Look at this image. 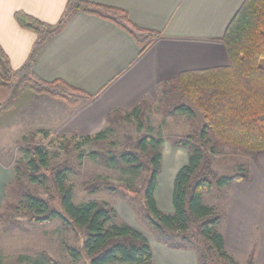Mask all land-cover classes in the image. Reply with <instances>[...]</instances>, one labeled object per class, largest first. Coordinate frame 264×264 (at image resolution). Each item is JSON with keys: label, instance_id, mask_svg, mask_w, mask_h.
<instances>
[{"label": "trees", "instance_id": "1", "mask_svg": "<svg viewBox=\"0 0 264 264\" xmlns=\"http://www.w3.org/2000/svg\"><path fill=\"white\" fill-rule=\"evenodd\" d=\"M79 10L111 17L129 28L126 22L107 13L109 7L88 0H69L65 14L55 26H48L18 11L16 19L20 25L35 31L39 39L28 61L17 69L11 66L0 45V86L9 90V97L0 103V116L11 108L26 86L37 93L65 97L56 85L60 82L90 96L64 81L40 79L34 71V63L44 44ZM143 32L145 38L138 39L143 51L162 35L158 31ZM220 40L228 53L227 65L185 70L158 87L162 100L174 99L167 111L185 113L193 118L196 114L194 105L203 116L200 127L173 141L175 146L188 150L187 162L174 179L173 212L161 210L156 199L164 141L161 136L151 134V127L147 124L146 115L151 107L148 98H142L131 110H112L106 117L105 127L95 134L77 139H58L62 150H68L72 143L81 150L77 156L79 164L85 157V146L101 144V149H92L88 153L89 157L133 177L145 172L141 187L131 184L124 188L130 194H139L144 215L159 233L162 242L174 249H192L199 264H239L226 250L225 238L219 228L224 211L207 204L204 194L215 185L226 195L225 188L232 182L251 180V173L245 164L239 165L231 174L220 175L217 172L213 167L215 148L209 146L212 136L224 145L251 155L264 150V0H244ZM185 98L192 105L182 101ZM171 105H174L173 108H170ZM127 124H135L139 132L146 128L149 132L138 136L128 134L124 144L118 147L117 141L111 137L118 131V126L124 128ZM21 150L22 156L13 168L14 179L7 187L11 195H19V199L17 203L8 201L7 209L20 212L37 223L59 218L79 229L83 235V251L90 264H155L148 237L135 226L119 222L114 206L98 200L75 202L74 185L70 180L75 166L71 162L65 160L54 164L53 158L58 156V152H52L44 145L28 144ZM25 179L44 187L47 192L54 187L56 195L44 197L24 189ZM121 187L101 182L87 186V189L117 192ZM69 251L74 259L82 256L78 248L72 247ZM255 256L254 244L247 264H255ZM49 260L60 264L55 259Z\"/></svg>", "mask_w": 264, "mask_h": 264}, {"label": "crops", "instance_id": "2", "mask_svg": "<svg viewBox=\"0 0 264 264\" xmlns=\"http://www.w3.org/2000/svg\"><path fill=\"white\" fill-rule=\"evenodd\" d=\"M68 1L0 0V45L14 69L28 61L39 39L35 31L20 25L16 13L22 11L55 26ZM88 1L109 7L107 13L129 28L111 17L76 11L44 44L34 71L40 79L64 81L90 96L77 91L83 99L68 103L60 96L37 93L26 86L0 116L5 133L11 135L12 130L19 129L22 117L25 125L30 120L40 133H48L51 124L63 134L92 135L105 127L112 110H131L142 98L157 100L159 85L182 71L227 65L228 53L220 38L244 0ZM147 30L162 35L143 51L138 39L145 38L143 31ZM8 97L9 90L0 86V103ZM31 104L35 108L29 110ZM37 113L42 117L35 122ZM167 152L172 154L163 148L162 169ZM6 167L0 158V207L7 198V184L14 177ZM247 167L250 181H234L225 188L224 218L219 228L226 250L238 262V258H248L255 244V264H264V150L253 154ZM175 171L171 172L174 178L166 179L170 183L165 190L163 170L158 179L157 203L161 206L165 202L167 212H173ZM155 244L150 242L155 264H199L192 249H174L160 241Z\"/></svg>", "mask_w": 264, "mask_h": 264}, {"label": "rangeland", "instance_id": "3", "mask_svg": "<svg viewBox=\"0 0 264 264\" xmlns=\"http://www.w3.org/2000/svg\"><path fill=\"white\" fill-rule=\"evenodd\" d=\"M56 85L65 95V97H60L68 103H76L83 99V95L80 92L64 86L60 82ZM171 98L172 97L167 101L162 100L159 96L157 100L151 101V107H149L146 115L147 124L151 127V134L163 138L164 151L168 149L172 150V154L170 155H168L167 152V157L162 169L164 174L162 175L163 178H161V181L165 180V185L163 186L164 190L169 186L167 183H170V180L167 182L166 179H170L172 176L174 178V174L171 175V172L175 173V170L178 172L186 163L188 157V150L175 146L173 141L178 138H183L190 131L197 129L198 126L200 127L203 123L202 113L186 98L182 101L194 107L196 111L195 117L191 118L185 113L167 111L172 103L171 101H174V99ZM173 106L174 105H171L170 108H173ZM28 108L29 110L34 109L35 104H31ZM41 117L42 115L40 113L34 115L35 122ZM45 118L47 117L43 119ZM27 121L31 123L30 120ZM20 122L21 125L19 129L12 130L11 135H9L10 132L5 133L3 131V125L0 123V158L2 162L6 163L7 167L5 170L10 177L15 176L13 168L17 160L22 156V147L28 144L47 146L52 152H58V156L53 158L54 164L67 160L75 166V172L71 175L70 180L74 185L76 203L94 200L106 201L116 208L118 213L117 220L119 222H127L135 226L147 235L150 242L154 245H156L155 243H159V241L162 242L159 233L153 228L144 215L139 194H130L129 191L124 188L131 184L135 187H141L145 172L144 174L142 173L133 177L130 173H124L120 169L111 168L101 161L89 157L88 153L92 149H101V144L85 146V157L82 159V163L79 164L77 156L81 150L75 148L73 143L68 150H62L59 148V141L62 137H75V139H77L81 137V135L63 134L60 129H56L49 124L50 127L46 129L49 135L45 136L44 133H40L38 128L31 125L29 122L25 125L26 121H23L22 117ZM142 132H149V130L146 128L139 132L135 124H127V127L124 128L118 126V131L111 139L116 140L119 145L118 147H121L124 144L126 135L138 136ZM209 146H214L215 148L213 167L220 175H227L235 172L241 164L247 166L248 161L252 157L251 154L245 153L240 149L218 142L214 136H212ZM178 148H182V150H178ZM174 151L183 152L184 155L180 156ZM13 179L14 177L12 180ZM12 180L9 183H11ZM101 182L116 186L121 185L123 187L117 192H111L107 189H100L98 191L87 189V186ZM24 183V189H30L44 197L56 195L54 187H51L47 192L44 187L32 184L26 179ZM6 194L7 198L3 205H1L2 208L0 207V211H3L2 214H0V216H2L0 218V264H53L49 260L50 258L57 260L60 264H90L87 255L83 251V235L79 229L67 225L59 218L45 223H37L28 216L19 214L20 212L17 213L13 209H7L8 206H6V203H8V201L10 203H17L19 195H11L7 189ZM204 200L207 204L216 207L218 210H223L225 207V195L221 193L215 185L211 190L205 192ZM54 203L58 205L57 200H55ZM162 203L163 204H161L159 208L165 211V202ZM7 213L8 215H6ZM72 247L81 250L82 256L78 259H74L69 253V248ZM248 258L238 259L240 264H247Z\"/></svg>", "mask_w": 264, "mask_h": 264}]
</instances>
